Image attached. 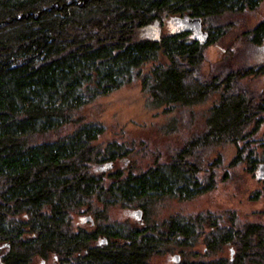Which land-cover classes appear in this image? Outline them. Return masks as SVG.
Here are the masks:
<instances>
[{
	"label": "trees",
	"instance_id": "16d2710c",
	"mask_svg": "<svg viewBox=\"0 0 264 264\" xmlns=\"http://www.w3.org/2000/svg\"><path fill=\"white\" fill-rule=\"evenodd\" d=\"M263 1L0 0V264H264V224L234 212L147 222L156 200L211 191L240 165L264 184V88L248 81L264 78V17L247 18ZM211 45L224 56L204 69ZM136 81L167 111L217 95L206 129L169 158L102 142L87 108ZM227 144L224 167L211 154ZM118 205L143 224L109 222Z\"/></svg>",
	"mask_w": 264,
	"mask_h": 264
},
{
	"label": "rangeland",
	"instance_id": "374dc122",
	"mask_svg": "<svg viewBox=\"0 0 264 264\" xmlns=\"http://www.w3.org/2000/svg\"><path fill=\"white\" fill-rule=\"evenodd\" d=\"M263 17L264 1L256 11L247 13L251 26H254ZM154 29H151L150 35L157 37V32ZM219 46L211 45L206 48L204 69H207L209 65L213 66L216 61L224 56V51ZM247 57H250V53L242 54V58L246 59ZM248 63L255 65L257 61L252 59V62L248 60ZM248 81L254 89L255 87H259V90L264 88V78H250ZM217 97V95L211 96L204 104L194 107H174L167 111L165 106H153L149 101L148 93L142 89L140 81H136L108 95L98 97L86 111L89 117L106 126V131L102 135V142L106 143L114 139L138 142L143 139L144 142H141L142 150L148 147L149 150L150 148L152 150L149 151V154L156 150L157 153H162L163 158H169L189 138L199 135L206 129V111L217 101ZM260 136L264 137V125ZM236 151L234 145L227 144L212 152L211 159L216 158L221 153L224 167H226L234 158ZM146 160L151 162L152 159L147 157ZM131 209L134 207L118 205L109 208L107 211L109 222H125L130 225L141 226L144 219L143 214L141 220L136 213L132 214ZM207 212L224 215L227 223H229L227 215L234 212L244 222L264 224V184L258 182L255 175L249 173L244 165H240L230 170L228 180H222L220 177L216 188L211 191L187 200L173 198L156 200L150 206L147 222H158L173 215L190 217ZM204 240L205 237H200L196 247L192 249V252L196 251L197 253L196 258L201 254H206ZM235 252L234 246H228L224 249L223 255L231 257ZM177 255H179L177 252L168 254L163 262L173 263Z\"/></svg>",
	"mask_w": 264,
	"mask_h": 264
},
{
	"label": "water",
	"instance_id": "95a60500",
	"mask_svg": "<svg viewBox=\"0 0 264 264\" xmlns=\"http://www.w3.org/2000/svg\"><path fill=\"white\" fill-rule=\"evenodd\" d=\"M158 26H159V24H156V27H155L154 31H157L158 30ZM198 29H199V31L202 30V23H201V21H198ZM259 174L261 175V177H264V166H262L260 168ZM179 259H180V257H179V255H177L176 256V260L179 261Z\"/></svg>",
	"mask_w": 264,
	"mask_h": 264
}]
</instances>
